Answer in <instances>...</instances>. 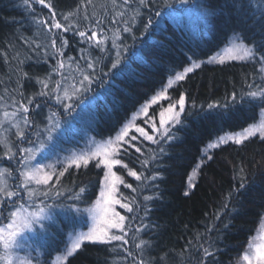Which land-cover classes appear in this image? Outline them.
<instances>
[{"label": "trees", "instance_id": "obj_1", "mask_svg": "<svg viewBox=\"0 0 264 264\" xmlns=\"http://www.w3.org/2000/svg\"><path fill=\"white\" fill-rule=\"evenodd\" d=\"M45 2L52 5L61 29L51 27L53 14L40 3L0 0V114L4 107L24 116L19 109L23 103L30 121L24 124L23 137H5L15 142L14 151L0 142V169L5 171H18L19 150L33 140L46 137L44 156L58 162L88 139L113 137L171 77L203 62L171 86L168 98L152 106L146 118L157 126L160 110L169 103L179 107L183 94L182 123L173 121L154 132L139 120L153 140L137 136L118 151L121 164L115 171L123 183L117 196L132 207V212L117 207L130 225L128 243L84 242L63 264H236L264 216V141L253 136L239 145L227 142L212 150L211 159H204L203 152L217 138L258 120L264 104L247 93L264 90V82L258 62L204 61L233 35L257 57L264 53V47H258L264 45L261 0H150L147 7L139 0ZM125 27L131 30L124 32ZM79 31L87 37L95 31L97 38H81ZM88 62L94 67L88 68ZM84 75L90 82L83 81ZM209 104L219 107L210 110ZM46 117L51 123L44 125ZM43 125L51 129L48 134ZM165 129L172 140L166 139ZM194 169L196 179L188 187ZM131 171L141 179L129 175ZM61 172L33 191L48 216L29 241L40 264H50L63 251L68 234L87 229V210L103 178V169L94 161ZM13 181L18 185L10 191L16 196L3 198L2 216L10 207L24 205L18 200L23 192L18 173ZM81 187L86 192L79 200L68 198ZM57 191L63 195L58 197ZM141 223L148 227L137 232ZM205 248L213 255L206 258ZM4 253L0 250V262H5Z\"/></svg>", "mask_w": 264, "mask_h": 264}, {"label": "rangeland", "instance_id": "obj_2", "mask_svg": "<svg viewBox=\"0 0 264 264\" xmlns=\"http://www.w3.org/2000/svg\"><path fill=\"white\" fill-rule=\"evenodd\" d=\"M33 1L35 3H38L37 0ZM246 49L252 48L247 46L238 35H233L218 52H216L209 59L205 60L204 63L206 62L216 64L227 61H255L258 62L261 76L264 82V62H262L260 60V57H257L255 53L254 58L246 57ZM202 63L203 62H194L187 66L181 72H178L176 75L171 77L165 86L159 89L153 97H151L146 103H144L138 108V110L124 123V125L113 137L106 138L103 140L88 139L79 150L72 151L70 154H68L67 158H63L62 160L60 159L58 162H54L51 160L52 158H54V156H51L49 159L44 156L46 137L39 140H33L32 142H28V144L30 145L23 148L25 149V151L23 152V154H21V159L24 158L27 161V166L20 165L17 172H8L4 169H0V210L1 207H3L2 205H4L3 198H5L6 193L10 191L11 188H14L18 185L13 181L16 173L19 174V178L21 179V183H19V186H21L23 189V192L18 195V200L22 201L24 204L20 207H10L8 213L4 214V216H2L3 213L0 212V228L6 229L7 225L13 220H15L17 224H19L25 216H29L31 214H35L33 218L39 217V220L32 224L31 229H19V235L16 237V241L18 242L19 246H14L12 249H10L8 259L4 258L5 262L2 261L0 262V264H21V262L28 261H30V264H40V259L36 255L35 244H32V242L29 241L32 237V234H34L33 229L37 227L36 225H42V223L47 219L48 216L44 211H40L42 208H40V205L38 203V205L36 204L37 201L35 198H33V191L37 190L39 187H44L47 183L50 182V179H48V177L52 178V176H54L55 174L58 175V173L61 172L62 169L70 166L76 167L77 164L83 165L84 159H87L89 162L94 161L95 163H97V165H100L99 167L103 169V178L98 196L87 210L88 227L86 230H78L68 234L66 245L63 251L60 254L54 256L50 264H63L66 261L67 257L70 256L69 252L73 254L77 250V248L74 247L77 242H79L80 245H82L84 242H91L88 240H81L80 237L94 229L98 230L104 227L105 218L103 217L102 213L96 215L95 219L93 218L94 214H96L98 210L103 208L104 206L100 194L101 192L107 191L108 186L111 184L113 179L112 173H115L116 176L122 180L121 176L115 171V168L118 165H112L111 171H109L107 168L104 167L103 164L100 163L101 160L117 159L118 151L123 146L130 144V139L132 138V136L143 137L144 135H142L140 131H137V129H142L143 132L147 134L146 129L141 128L138 125L139 120L145 121V123L149 127H151L154 132H157L159 129H163L166 125L173 123V117L179 109L177 104L169 103L160 110L157 118L158 127L153 125L152 121H146L148 111L155 104H159L160 102L168 98L167 91L171 86H173L177 82L176 76L180 75L184 77L187 73H189L187 71L188 68H192L193 71L195 68H197L195 67L196 64L201 65ZM170 105H175V107H173L171 111L169 110ZM2 110L3 112L0 114V142L9 151H14L15 149L13 148H16L14 146L15 142L8 143V141L6 142L5 137H7L10 133L14 135L17 139L21 138V136L18 135V132H23L25 130L23 116L18 111L12 109L7 110L3 107ZM13 113H15V115H13ZM46 118L47 120L44 125L51 123V117ZM44 125V133L48 134V131L51 129H46ZM260 130H264V108L260 111L258 120L253 124H250L247 128L239 132L221 136L220 138H217L215 141L211 142L203 152L204 159L209 158L214 148L222 145L221 143H219L221 138H224L226 140V143H235V139H241L242 141L245 140L244 136H246L248 133H255V135H249L248 138H251L253 136L260 137ZM43 136L45 135L43 134ZM121 136L123 137V139H118V137ZM229 137H232L233 139H228ZM213 145H215V147H213ZM59 168H61V170ZM22 173H26L27 175H23ZM196 175L197 169H194L189 175L188 187H191L193 185L196 179ZM46 179L48 180V182L44 183ZM120 185L121 183L118 180L116 182V192L114 194L115 199H118L117 192ZM17 190L20 192L19 188H17ZM98 201L100 202L99 204L97 203ZM32 204L33 206H31ZM113 207L117 212L118 204L113 205ZM12 212H16L15 217L11 215ZM113 218L116 220L119 219L118 217H112L111 212H109L107 219ZM113 230L116 229H112L111 232ZM256 231V234L254 235L252 240L249 241L250 243L246 247L243 254L239 257L236 264H249V261L244 260L245 255L250 257L251 264H258V261L255 258L256 250L260 249V251L264 252V216L261 219V223L259 225L258 230ZM4 235H7V233L5 232ZM0 250L5 252V249L3 248L2 244H0Z\"/></svg>", "mask_w": 264, "mask_h": 264}, {"label": "snow or ice", "instance_id": "obj_3", "mask_svg": "<svg viewBox=\"0 0 264 264\" xmlns=\"http://www.w3.org/2000/svg\"><path fill=\"white\" fill-rule=\"evenodd\" d=\"M38 3L42 4L45 8H48L50 12H52L53 14V20H52V25L51 27L55 28V29H61V24L56 22L55 20V12L53 11V8H52V5L50 3H46L45 0H37ZM125 4L128 3V0H124ZM24 3L26 5H28V0H24ZM139 3L141 6H144V7H147V5L150 3V0H139ZM259 15H260V18L262 21H264V0H261V7L259 8ZM127 23V22H126ZM51 30V28L49 29ZM65 31H67L68 29H64ZM131 29L128 28V27H125L123 29L124 32H128L130 31ZM78 35L81 37V38H86L87 37V33L85 31H79L78 32ZM97 38V33L95 31H93L91 33V36L90 37H87V39L89 41L93 40V39H96ZM97 47L100 46V42L97 41ZM114 47L116 46L115 44L113 45ZM52 47L53 48H56V40L53 39L52 40ZM258 47H264V45H259ZM258 50V49H257ZM100 51L103 53L104 52V49L103 48H100ZM245 56L246 57H253L254 58V51L252 49H246L245 50ZM260 60L262 62H264V53L261 54L260 56ZM63 65L61 64V67ZM88 68H93L94 67V64L92 62H88L87 64ZM113 68L116 67V64H113L112 65ZM195 67H200L199 64H196ZM188 72H191L192 71V68H188L187 69ZM25 76H27V73L24 74ZM184 77L183 76H176V80L179 81V80H183ZM83 81H88L90 82V76L89 75H84L83 76ZM82 81V83H83ZM45 87H47V84H45ZM251 88V86H249ZM43 95H48L47 92L45 93H42ZM247 95L253 99L259 97L260 98V103L261 104H264V90H260V91H249L247 93ZM232 101L233 103H235L236 101V94L233 93L232 95ZM57 102H60V98L57 97ZM29 103H31V101H29ZM175 107V105H170L169 107V110L171 111L172 108ZM219 107V105H213V104H209L208 105V108L211 110L213 108H217ZM185 108H186V98L183 94L180 95V98H179V111H177L175 113V116L173 117V120H174V123L179 125L182 123V120H181V117L183 115V113L185 112ZM193 108H195V105H193ZM19 109H22L23 110V113H24V116H23V121L25 123V125L29 124L30 121H29V118H28V113H29V108L27 106H25L23 103H21L19 105ZM227 114V107H225V110H224V115ZM13 115H15V113H13ZM53 116H55L56 114L53 113L52 114ZM221 118H223V116H221ZM163 127V125H162ZM155 130V129H154ZM137 131H140L142 135L145 136L146 139L148 140H153V137L152 136H148L146 133L143 132L142 129H137ZM261 131V136H260V139L262 141H264V130H260ZM18 135H20L21 137H23L25 135V133L23 132H18ZM37 135H39V133H37ZM249 135H255V133H248L246 136H244V139H247ZM165 136H166V139L168 140H172L173 137L168 134V130L165 129ZM118 139H123V137H118ZM133 140L136 139V137H132ZM228 139H233L232 137H229ZM219 143L223 144V143H226V140L224 138H221ZM235 143L236 144H241L242 143V140L241 139H235ZM213 147H215V145H213ZM20 152H24L25 149H20L19 150ZM136 151L139 152L140 149L139 148H136ZM209 159H211V157H209ZM19 163L21 165H24V166H27V161L22 158ZM83 163L84 165H88L89 161L87 159H84L83 160ZM101 164L104 165L105 168H107L109 171H111V168H112V165H120L121 164V160L120 159H103L101 160L100 162ZM100 165L98 164L97 167H99ZM77 167H79V165L77 164ZM125 167H127V165H125ZM23 175H27L26 173H22ZM64 172H61L60 173V177L64 176ZM129 175L135 177L137 180H140L141 177L140 175H138L135 171H131L129 172ZM60 177H57V180L59 181ZM112 182L111 184L108 186V189L106 192H101L100 196H101V200H103V208L99 209L98 212L96 214H94L93 218L95 219L96 218V215L102 213L103 214V217L105 218L104 219V227L98 229V230H92L90 231L89 233L87 234H84L83 236L80 237L81 240H88V241H91L93 243H100V244H109L111 243L112 241H123L124 244H127L128 243V240H127V236H128V231L126 229H128L130 227V225L126 224L125 221H126V216L124 215H120L118 212L115 211V208L113 207V205L115 204H119L121 208H124L127 212H132V207L128 204V203H121V201L119 199H115L114 198V194L116 192V182L119 180L120 183H123V180H121L119 177L116 176L115 173H112ZM48 179H51V177H48ZM48 180L46 179L44 181V183H47ZM125 187H129L131 188L132 186L131 185H128V184H125ZM244 186L241 185V188H243ZM86 192V187H81L79 189L78 192L75 193L74 196H69L68 198L69 199H76V200H79L81 198V194L85 193ZM48 193L45 192L44 193V196L47 197ZM56 195L59 197V196H62L63 193L60 192V191H57L56 192ZM185 195H188L187 192H185ZM14 196H16V193L13 192V191H8L6 193V199L7 200H11ZM145 199H149V197H145ZM98 204L100 203L99 201L97 202ZM41 212H43L44 210L41 209L40 210ZM77 211H79V209H77ZM109 212H111L112 214V217H118L119 219L116 220V219H107V216L109 214ZM11 215L13 217L16 216V212H12ZM35 214H31L29 216H25L19 224L16 223L15 220H13L12 222H10L8 225H7V228H0V244L3 245V248L5 249V253H4V258L5 259H8L9 257V250L12 249L14 246H19L18 245V242L16 241V237L19 235V229L21 228H28V229H31V226L33 223L37 222L39 220V217H34ZM143 218H141L142 220ZM148 226L147 225H144L143 223H141L137 228H136V231L137 232H141L142 230L146 229ZM112 229H116L118 230L120 233H122L121 235H116V234H112L111 230ZM7 233V235H4V233ZM80 243L77 242L75 244V248H80ZM137 247H139V245H137ZM69 255L71 256L72 253L69 252ZM204 255L205 257H210L213 255L212 252H210L207 248L204 249ZM256 260L258 261V264H264V252L260 251V249H257L256 250ZM244 260L246 261H249V264H251V260H250V257L245 255L244 256ZM21 264H30V261L28 262H21Z\"/></svg>", "mask_w": 264, "mask_h": 264}]
</instances>
